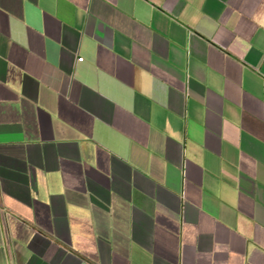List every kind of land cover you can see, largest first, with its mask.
Listing matches in <instances>:
<instances>
[{"label": "crops", "instance_id": "1", "mask_svg": "<svg viewBox=\"0 0 264 264\" xmlns=\"http://www.w3.org/2000/svg\"><path fill=\"white\" fill-rule=\"evenodd\" d=\"M0 264H264V0H0Z\"/></svg>", "mask_w": 264, "mask_h": 264}, {"label": "built area", "instance_id": "2", "mask_svg": "<svg viewBox=\"0 0 264 264\" xmlns=\"http://www.w3.org/2000/svg\"><path fill=\"white\" fill-rule=\"evenodd\" d=\"M78 60H79V61H82V60H83V57H79Z\"/></svg>", "mask_w": 264, "mask_h": 264}]
</instances>
